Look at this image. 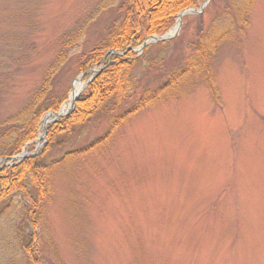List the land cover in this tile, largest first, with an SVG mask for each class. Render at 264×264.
Returning <instances> with one entry per match:
<instances>
[{"label":"rangeland","instance_id":"rangeland-1","mask_svg":"<svg viewBox=\"0 0 264 264\" xmlns=\"http://www.w3.org/2000/svg\"><path fill=\"white\" fill-rule=\"evenodd\" d=\"M105 1L0 0V124L28 104L62 38L87 20L49 95H65L63 107L79 77L78 97L86 93L105 67L79 73L77 59L94 49L114 19V7L96 13ZM231 1L207 0L201 13L181 19L170 41L151 43L145 54L134 49L157 64L135 65L138 93L156 90L183 65L199 27L213 26ZM245 19L247 27L237 24L210 57L217 101L204 80L189 77L178 93L119 125L106 143L53 168L34 229L41 264H264V0H255ZM128 102L131 108L134 101ZM100 116L46 162L101 136L108 120ZM36 141L31 153L22 150L27 158L42 156L45 135ZM22 204L13 195L0 205V264H26L13 235Z\"/></svg>","mask_w":264,"mask_h":264},{"label":"trees","instance_id":"trees-1","mask_svg":"<svg viewBox=\"0 0 264 264\" xmlns=\"http://www.w3.org/2000/svg\"><path fill=\"white\" fill-rule=\"evenodd\" d=\"M202 1L106 0L97 7L96 13L114 7V19L104 27L103 37L94 49L77 59V67L79 73L88 72L100 65L105 69L94 78L86 93L77 98L70 115L47 125V145L42 156L27 158L19 165L0 169V205L13 195L20 196L23 200L20 221L22 226H16V233L14 231L13 235L17 234V239L19 238L16 248L23 252L26 264H41L42 251L39 242L34 243V229L40 226L39 216L44 211V205L46 206L44 203L47 195L51 193L50 178L55 166L74 157L86 155L103 145L112 138L119 125L127 122L136 113L165 100L173 91L178 93L179 84L189 77L204 80L211 91L212 99L217 101L210 57L215 55L223 41L232 38L237 31V24L241 23L247 27L248 21L245 17L249 16L255 0H232L228 8L222 10L223 14L218 20L213 22L214 25L211 24L213 26L209 25L206 29L199 27L191 56L167 76L166 81L158 85L156 90L138 93L139 81L131 74L136 64L149 68L157 65L156 61L151 62L145 56L139 59L133 50L138 49L151 36L167 33L180 12L199 8ZM86 25L87 20L79 23L72 32L62 38L59 52L47 68L42 84L28 104L0 124V161H10L22 150L31 153L34 149L33 143L41 131L42 117L47 112H58L66 100L65 95L61 98L49 95L51 81L66 64L67 52L78 44ZM168 45L161 43L158 47L165 49ZM149 50L150 47H146L143 53ZM111 52H117L120 56H114ZM128 101H134L131 108L127 107ZM97 115H101V118L107 117L108 120L107 129L101 136L84 147L63 153L55 161L46 162L53 149L68 145L78 130L82 132L86 129ZM28 227L31 228L29 237L25 235L26 237L21 239V234H25Z\"/></svg>","mask_w":264,"mask_h":264},{"label":"water","instance_id":"water-1","mask_svg":"<svg viewBox=\"0 0 264 264\" xmlns=\"http://www.w3.org/2000/svg\"><path fill=\"white\" fill-rule=\"evenodd\" d=\"M207 3V0H205V2L201 5L200 9L198 11H195L194 8H191V9H187V10H184L182 12H180L177 16V19H176V25L174 27H172L164 36L162 37H150L148 39H146L143 44L139 47L138 51L142 52L147 46H149L151 43H154V42H168L170 41L173 37H175L178 32H179V29H180V26H181V19L185 16V15H190L192 13L194 14H199L202 12L204 6L206 5ZM80 80V77L76 80V83H78ZM83 86L81 85V89L79 91V93L81 92ZM79 93L70 101V104H69V107L67 109V111L65 113H62V107L60 108L59 112L57 114L55 113H47L46 116L44 117V119L42 120L41 122V130H42V134L39 136V138L37 139L36 141V144L38 145L39 144V141L41 139H43L44 135H45V131H46V125L48 123H51V122H54L56 119H59L63 116H67L73 109H74V103L75 101L77 100L78 98V95ZM70 100V98H69ZM48 120L47 123L44 125L43 122L45 120ZM28 155L24 154V151L21 152V154L19 156H16V157H13L10 159V161H16L19 163L21 160H23L24 158H27ZM7 163H6V160L4 161V164L2 165V167L6 166Z\"/></svg>","mask_w":264,"mask_h":264},{"label":"bare ground","instance_id":"bare-ground-1","mask_svg":"<svg viewBox=\"0 0 264 264\" xmlns=\"http://www.w3.org/2000/svg\"><path fill=\"white\" fill-rule=\"evenodd\" d=\"M80 89H81V85L80 84H78V83H76L75 85H74V87H73V91L71 92V94H70V100H69V102L66 104V105H64L63 107H62V113H65L66 111H67V109H68V107H69V104H70V101L79 93V91H80ZM47 119L43 122V124L45 125L46 123H47Z\"/></svg>","mask_w":264,"mask_h":264}]
</instances>
